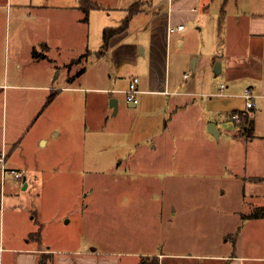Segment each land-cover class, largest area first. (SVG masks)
I'll list each match as a JSON object with an SVG mask.
<instances>
[{
    "label": "crops",
    "instance_id": "1",
    "mask_svg": "<svg viewBox=\"0 0 264 264\" xmlns=\"http://www.w3.org/2000/svg\"><path fill=\"white\" fill-rule=\"evenodd\" d=\"M81 1L13 5L19 12L37 9L30 22L21 15L16 18L10 36L13 68L0 73V155L6 153L9 168L30 172L23 181H14L30 186L28 179L40 169L45 153L40 152L46 148L56 154L66 144L64 151L69 148L73 154L70 163L79 154L85 161L92 131L100 137L122 133L121 144L131 148L130 154L134 150L132 154L139 155L149 154L141 150L145 145L162 149L157 153L164 155L174 143L181 148L180 133L213 150L223 142L229 148L228 165L239 171L236 175L251 186L264 183V0H93L103 7L91 9L88 19ZM137 1L142 8L129 28L113 36L106 51L101 52L103 41L92 47L93 25L96 35L119 25ZM5 2L10 3L0 0L3 6ZM212 19L218 39L202 51V30L212 25ZM179 24L185 28L170 30ZM35 48L38 56L33 54ZM175 52L180 57L177 64ZM82 55L81 65L74 70L75 60ZM93 55L96 58L88 64ZM135 76L140 89L137 103L128 101L124 91ZM247 87L254 91L255 106L243 115L247 117L243 124H236L232 114L247 110L243 97ZM113 98L117 110L111 106ZM110 117L115 119L111 123ZM123 122L129 125L122 126ZM210 124H215L217 133L209 130ZM172 125L177 131L166 132ZM259 205H264V198L251 201V209ZM23 206L14 210L22 214L23 242L0 243V264H5L4 252L11 259L8 264H39L42 255H48V264H264V218H247L234 227L224 240H231V247L221 242L216 252L153 249L127 261L110 257L111 253L99 258L96 248L78 253L41 245L33 221L37 214L29 205ZM245 214L241 212L243 218ZM247 237H252L248 244Z\"/></svg>",
    "mask_w": 264,
    "mask_h": 264
},
{
    "label": "rangeland",
    "instance_id": "2",
    "mask_svg": "<svg viewBox=\"0 0 264 264\" xmlns=\"http://www.w3.org/2000/svg\"><path fill=\"white\" fill-rule=\"evenodd\" d=\"M9 1L4 6L0 4L1 75L13 68L10 36L14 33L16 18L21 15L30 22L37 14V9L19 12L13 5H37L43 0ZM74 1L44 0L42 4L68 5ZM118 21L114 23L119 24ZM211 23L202 30V51L208 50L218 39V26L213 19ZM134 30L138 31V25ZM96 31L97 27L93 25L91 43L94 48L103 41V33L96 35ZM83 56L75 60L74 70L81 65L78 62ZM95 58V55L91 56L88 64ZM173 61L176 64L180 61L177 52L173 54ZM112 120L115 119L110 117L109 123ZM176 128L172 125L166 132L175 133ZM121 134L108 133L100 137L91 131L85 146V161L79 154L76 161H72L75 165L70 163L72 151L69 148L64 151V146L68 147L64 141H61L63 149H57L56 154L54 149H43L40 152H45L43 156L38 154L42 156L40 169L33 174L32 180L28 179V188L14 181L19 178L10 173L4 181L2 178L0 243L5 246L23 242L19 225L22 214L14 210L24 208V203L37 214L33 221H36L37 230H42L41 245L61 252L75 249L81 253L96 248L102 255L99 258L111 253L110 257L130 261L153 249L210 253L218 251L221 242L222 246L231 247V240H224L229 238L234 227L246 221L247 217L243 218L241 212H251V201L264 198L252 195H264V183L251 186L236 175L239 171L228 165L229 148L223 142L221 145L216 143L213 150L202 146L198 138L186 139L185 134L180 133L177 136L181 148L174 146L176 143L170 147L174 154L170 151L167 155L157 153L163 150L155 151L145 145L141 150H147L149 154L139 155L132 154L134 150L130 154L131 148L121 144L124 141ZM106 141L110 142L109 147ZM20 173L24 177L30 172ZM235 209L239 211L235 213ZM262 228L264 230V225ZM251 240L252 237H247L245 242L248 244ZM123 253L126 255L122 256ZM2 259L5 264L11 260L6 252Z\"/></svg>",
    "mask_w": 264,
    "mask_h": 264
},
{
    "label": "trees",
    "instance_id": "3",
    "mask_svg": "<svg viewBox=\"0 0 264 264\" xmlns=\"http://www.w3.org/2000/svg\"><path fill=\"white\" fill-rule=\"evenodd\" d=\"M81 7L85 11V19H88V15H89V12L91 9L101 8L103 6L100 3L95 2L93 0H82L81 1ZM141 8H142V2L141 1H137V2L133 3L128 8L127 15L125 16V18L123 19V21L119 25L109 26V27H106L104 29V31H103V47H102L101 52H104L109 48L110 41H111L113 36L120 34V33H123L124 31H126L129 28L131 19L133 18V16L136 13H138L141 10ZM33 54L35 56L39 55L36 48L34 49ZM245 120H247L246 116H244L242 118V124H243V121L245 122ZM244 217H247V218H264V205L256 206L254 209L251 210V212L245 214ZM35 235H37L38 237L41 236V229L37 230L35 232ZM48 259H49L48 255H42V258H41L39 264H48Z\"/></svg>",
    "mask_w": 264,
    "mask_h": 264
},
{
    "label": "built area",
    "instance_id": "4",
    "mask_svg": "<svg viewBox=\"0 0 264 264\" xmlns=\"http://www.w3.org/2000/svg\"><path fill=\"white\" fill-rule=\"evenodd\" d=\"M185 24H179L178 26H170V30H175V29H184ZM188 76V74H186ZM139 77L135 76L131 82L129 87L124 90L127 93V99L130 102L137 103L139 102V98L137 97V94L140 92L139 89ZM222 89L224 88V84L221 87ZM243 97L245 98L246 101V111L243 112H235L232 114V119L236 122V124H240L242 121L243 115H246L251 108L255 106V94L254 91L251 87H247L244 92H243ZM6 161V153H3L0 155V165H1V172H2V178L3 181L5 179V176L10 173L12 174L15 178L22 179V175L20 171L14 169V168H8L5 165Z\"/></svg>",
    "mask_w": 264,
    "mask_h": 264
},
{
    "label": "water",
    "instance_id": "5",
    "mask_svg": "<svg viewBox=\"0 0 264 264\" xmlns=\"http://www.w3.org/2000/svg\"><path fill=\"white\" fill-rule=\"evenodd\" d=\"M111 106H114L115 110H117V100L116 99L113 98L111 100ZM209 130L214 132V133H217L215 124H210L209 125Z\"/></svg>",
    "mask_w": 264,
    "mask_h": 264
}]
</instances>
